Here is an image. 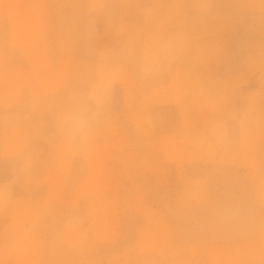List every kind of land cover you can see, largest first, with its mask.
Segmentation results:
<instances>
[{
    "label": "rangeland",
    "instance_id": "374dc122",
    "mask_svg": "<svg viewBox=\"0 0 264 264\" xmlns=\"http://www.w3.org/2000/svg\"><path fill=\"white\" fill-rule=\"evenodd\" d=\"M0 264H264V0H0Z\"/></svg>",
    "mask_w": 264,
    "mask_h": 264
},
{
    "label": "crops",
    "instance_id": "0c3cea01",
    "mask_svg": "<svg viewBox=\"0 0 264 264\" xmlns=\"http://www.w3.org/2000/svg\"><path fill=\"white\" fill-rule=\"evenodd\" d=\"M242 158V157H241ZM248 162V161H247ZM251 164V163H249ZM192 181H201L202 183V186H206V182H205V179L204 177H192L190 178ZM140 205V211H141V219H140V223H139V226H138V230H137V245L139 247V250L141 251H149L150 254L154 253V254H159V249H156V248H147L145 247L144 245V237L142 235V232H143V228L148 226V225H156V224H165L168 228H170L171 230H175L174 228V225L175 223L173 222V220L171 219L170 215H169V212L161 207V206H155V205H151V204H147V203H143L141 204L139 202ZM182 207H192V206H188V205H185V204H180ZM156 216H159V221L156 220ZM112 219V218H110ZM174 223V225H173ZM176 226V225H175ZM177 228V226H176ZM145 232V231H144ZM176 232V231H175ZM155 234H157L159 236V241L161 242V240H163V243H164V239L162 238V235H163V232L160 230L159 233L157 231H154L153 233V236H155ZM173 236H171L169 239H168V242L169 244L172 246L173 243H176L177 242V237H176V233H174V231L172 232ZM158 238V237H157ZM161 238V239H160ZM233 242H231V246H233V248H236L237 246H241L242 242L239 241V240H232ZM172 251V249H171ZM186 257V260L188 259H191L192 261V253L188 250V249H185L183 250ZM173 252V251H172ZM168 255V254H167ZM172 253L169 254V257L170 259H173L174 256L171 258ZM232 256L234 257L235 255H233L232 253H230V259H234L232 258ZM168 258H165L166 261H168L167 259ZM180 257H175V259H179Z\"/></svg>",
    "mask_w": 264,
    "mask_h": 264
},
{
    "label": "clouds",
    "instance_id": "9594fccd",
    "mask_svg": "<svg viewBox=\"0 0 264 264\" xmlns=\"http://www.w3.org/2000/svg\"><path fill=\"white\" fill-rule=\"evenodd\" d=\"M70 131H71V128H70Z\"/></svg>",
    "mask_w": 264,
    "mask_h": 264
}]
</instances>
